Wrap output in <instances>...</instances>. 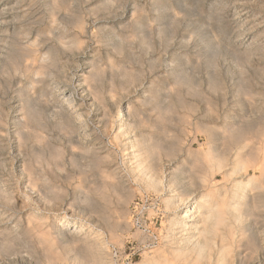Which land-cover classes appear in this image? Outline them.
<instances>
[{
	"label": "clouds",
	"instance_id": "1",
	"mask_svg": "<svg viewBox=\"0 0 264 264\" xmlns=\"http://www.w3.org/2000/svg\"><path fill=\"white\" fill-rule=\"evenodd\" d=\"M29 7L0 31V264H264V0Z\"/></svg>",
	"mask_w": 264,
	"mask_h": 264
},
{
	"label": "rangeland",
	"instance_id": "2",
	"mask_svg": "<svg viewBox=\"0 0 264 264\" xmlns=\"http://www.w3.org/2000/svg\"><path fill=\"white\" fill-rule=\"evenodd\" d=\"M31 3L32 0H2V2H0V21H2L3 23H0V31H7L11 33L13 30L18 29L21 25L26 24L30 20L34 19V15L38 13H36V9L29 7ZM162 6L164 7L165 4L161 3L160 7L163 8ZM198 28L199 25L196 23H188V24L184 23L183 25L179 26L180 34L182 35L186 33H193L194 30L196 31L195 32L196 36L190 44L181 45V47H183L189 52L195 53L198 50L202 51L201 44L198 45V48L193 49L194 41L198 40L201 43L200 41L201 34L198 33ZM9 135H11L10 132ZM253 174H254L253 171H251L249 173V176L252 177ZM259 177H260V173H257L256 178ZM246 179L247 178H245V180ZM136 203L138 204L140 203V201L138 200L136 201ZM151 222L156 223V221H151ZM156 226L162 227L163 226L162 221H160V223L157 224ZM128 256L130 259L133 260L135 259L136 261L140 259V256L138 254H136L135 256L132 255L130 245L128 246Z\"/></svg>",
	"mask_w": 264,
	"mask_h": 264
},
{
	"label": "bare ground",
	"instance_id": "3",
	"mask_svg": "<svg viewBox=\"0 0 264 264\" xmlns=\"http://www.w3.org/2000/svg\"><path fill=\"white\" fill-rule=\"evenodd\" d=\"M163 7V6H162ZM188 24V23H187ZM191 26V25H190ZM189 27V26H188ZM182 29V28H181ZM196 31L194 30V32L193 33H195ZM199 33V32H198ZM201 41V40H200ZM193 44V43H192ZM201 43L198 41V40H196V41H194V44H193V49L194 48H198V45H200ZM198 50V49H197ZM199 52H201V51H197V52H195V53H199ZM194 53V54H195ZM251 151V150H250ZM245 155H248L247 153L245 154ZM244 170H245V173H246V175L243 177V179H244V181H245V183L246 184H249L250 185V187L248 188V193H247V195H248V199H249V201L250 202H253V193H254V191H255V189L256 188H258L259 187V185H260V181H259V178H256V176H257V173H260V176H261V168H260V166L258 165V164H256L255 166H252V161L251 160H245V163H244ZM251 171H253V176L252 177H250L249 176V173L251 172ZM219 178H221V179H223V177H218V179ZM245 178H247L246 180H245ZM162 224H163V221H162ZM135 260V259H134Z\"/></svg>",
	"mask_w": 264,
	"mask_h": 264
}]
</instances>
